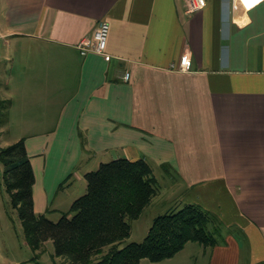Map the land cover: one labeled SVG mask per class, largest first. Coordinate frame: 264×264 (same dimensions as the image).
<instances>
[{"label":"crops","instance_id":"1","mask_svg":"<svg viewBox=\"0 0 264 264\" xmlns=\"http://www.w3.org/2000/svg\"><path fill=\"white\" fill-rule=\"evenodd\" d=\"M186 4L0 0V98L11 102L0 148L19 127L38 213L71 207L69 190L106 159L144 158L174 209L199 204L222 221L216 244L159 262L264 264V0ZM102 21L106 48L83 54ZM185 53L192 68H173Z\"/></svg>","mask_w":264,"mask_h":264},{"label":"trees","instance_id":"2","mask_svg":"<svg viewBox=\"0 0 264 264\" xmlns=\"http://www.w3.org/2000/svg\"><path fill=\"white\" fill-rule=\"evenodd\" d=\"M10 101L0 98V134L9 120ZM11 205L22 220L26 239L39 258L52 239L55 255L72 264H138L175 256L188 242L214 245L222 221L199 204H187L159 215L141 242L122 243L159 191V182L144 159H114L86 173L88 190L58 221L38 213L34 204L36 176L25 139L0 148Z\"/></svg>","mask_w":264,"mask_h":264},{"label":"rangeland","instance_id":"3","mask_svg":"<svg viewBox=\"0 0 264 264\" xmlns=\"http://www.w3.org/2000/svg\"><path fill=\"white\" fill-rule=\"evenodd\" d=\"M18 134H21L19 127L17 128L13 124L11 130L7 131L6 136L3 139V144L9 145L14 143L18 138ZM109 160L111 159H106L105 161ZM87 167L88 164L82 162L78 170L83 171ZM97 168L98 167H95V169ZM156 171L159 173V176L162 178V180L163 177H165L167 180H171L172 177L170 174L167 175L165 173L164 175H161L163 174L162 171L158 169ZM167 184L168 183L164 185L166 186L165 189L159 185V191L154 196L150 204L145 207L142 214L138 218L131 222L132 234L122 243V246L131 241H143L148 234L155 218L159 215L166 214L174 210V197H169L170 187H167ZM87 190L88 182L86 178L83 180V182H81V180L77 181L76 184L69 190L70 196L73 198V200L71 199V202H74L78 197L85 194ZM66 193L68 192H65V190H61L59 192L58 202H65L64 195H66ZM66 197L69 198L68 196ZM64 204L65 206L67 204V207L63 208V212L60 213L57 211L54 213H46V215L51 220L58 221L62 214L70 209L68 202ZM34 257L35 252L30 247L26 239L22 220L18 215V212L11 205L10 195L7 191L5 182V165L2 162L0 156V264H72V262L67 258L55 255V245L52 239L46 241L44 250L41 252L39 258ZM140 264H162V262H155L148 258H144Z\"/></svg>","mask_w":264,"mask_h":264},{"label":"built area","instance_id":"4","mask_svg":"<svg viewBox=\"0 0 264 264\" xmlns=\"http://www.w3.org/2000/svg\"><path fill=\"white\" fill-rule=\"evenodd\" d=\"M263 0H239V2L248 10L257 6ZM207 5V0H187L186 11L188 13L195 12L204 8ZM109 33V23L102 21L98 24L93 35L85 37L79 44V48L83 54L90 51L102 52L106 48L107 39ZM179 70H189L192 68V59L189 53H185L178 65L173 64L172 66ZM130 77V72H127L125 78Z\"/></svg>","mask_w":264,"mask_h":264}]
</instances>
